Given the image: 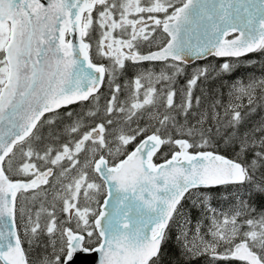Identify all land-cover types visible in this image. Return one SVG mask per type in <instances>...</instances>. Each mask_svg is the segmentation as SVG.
Masks as SVG:
<instances>
[{
    "label": "snow or ice",
    "instance_id": "6c2138e0",
    "mask_svg": "<svg viewBox=\"0 0 264 264\" xmlns=\"http://www.w3.org/2000/svg\"><path fill=\"white\" fill-rule=\"evenodd\" d=\"M254 53L264 0H0V264H264V68L195 94Z\"/></svg>",
    "mask_w": 264,
    "mask_h": 264
},
{
    "label": "trees",
    "instance_id": "16d2710c",
    "mask_svg": "<svg viewBox=\"0 0 264 264\" xmlns=\"http://www.w3.org/2000/svg\"><path fill=\"white\" fill-rule=\"evenodd\" d=\"M254 61L255 66L250 68L247 67L248 61ZM204 63H222L220 60H215L212 58H208V60L197 62L193 65H191L188 69V71H192V68L195 67L197 64H204ZM243 67H240L239 70L236 72L234 77H224L223 79H212L209 81L204 82L199 86V90L196 91V95H201L203 93L204 96H214L219 93H223L225 97L227 96L228 92V85L233 83L237 77H248L250 75H256L260 76L261 69L264 68V55H260L258 53L249 54V56L242 61ZM144 67H149L148 65H144ZM153 67L159 68V65H154ZM138 71H140L139 68L136 67H129L126 73L125 78H131L133 77ZM179 86H182L184 84V78L180 77L178 81ZM223 85V87H222ZM264 117V111H257V113H254L251 117V119L255 122L258 121L260 118ZM220 154L226 155L231 157L233 155V152L230 149L225 148L223 145H221ZM191 205L186 204L185 208L190 209ZM191 216V223L192 225H195L197 220L202 219L201 213L192 210L190 213ZM180 229L177 228V226L173 225L171 232L169 233V239L164 244V252H165V261L166 264H227L225 261H211L210 254L201 256L197 259H190L189 257L182 254L181 245L176 239V236L179 234Z\"/></svg>",
    "mask_w": 264,
    "mask_h": 264
},
{
    "label": "water",
    "instance_id": "95a60500",
    "mask_svg": "<svg viewBox=\"0 0 264 264\" xmlns=\"http://www.w3.org/2000/svg\"><path fill=\"white\" fill-rule=\"evenodd\" d=\"M95 259V254L79 253L77 257H74L72 264H94Z\"/></svg>",
    "mask_w": 264,
    "mask_h": 264
},
{
    "label": "rangeland",
    "instance_id": "374dc122",
    "mask_svg": "<svg viewBox=\"0 0 264 264\" xmlns=\"http://www.w3.org/2000/svg\"><path fill=\"white\" fill-rule=\"evenodd\" d=\"M140 69V71H143V67H141V68H139ZM191 72V71H190ZM132 78V77H131ZM131 78H129V79H131ZM178 81H179V79H178ZM178 81H177V85L179 86V84H178Z\"/></svg>",
    "mask_w": 264,
    "mask_h": 264
},
{
    "label": "flooded vegetation",
    "instance_id": "af4514ba",
    "mask_svg": "<svg viewBox=\"0 0 264 264\" xmlns=\"http://www.w3.org/2000/svg\"><path fill=\"white\" fill-rule=\"evenodd\" d=\"M149 67H153L154 65H148Z\"/></svg>",
    "mask_w": 264,
    "mask_h": 264
}]
</instances>
